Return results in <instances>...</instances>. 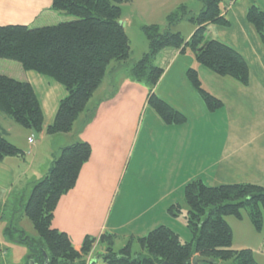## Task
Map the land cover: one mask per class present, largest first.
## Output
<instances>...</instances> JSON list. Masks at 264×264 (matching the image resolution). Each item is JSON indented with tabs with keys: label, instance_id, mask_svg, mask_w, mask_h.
<instances>
[{
	"label": "trees",
	"instance_id": "16d2710c",
	"mask_svg": "<svg viewBox=\"0 0 264 264\" xmlns=\"http://www.w3.org/2000/svg\"><path fill=\"white\" fill-rule=\"evenodd\" d=\"M130 1L52 0L51 9L63 13L65 19L40 27L0 25V59L16 61L25 70L48 76L65 88L66 95L59 101L53 121L45 128L47 135L71 130L112 61L126 65L131 79L145 81L151 87L147 104L167 124H181L185 117L152 92L164 72L162 67L153 64L162 49L183 52L189 46L199 64L218 75L231 76L243 84L247 82L248 67L243 57L230 46L204 36L208 24H228L221 13L225 8H221L222 0H201L203 6L197 14L181 4L167 15L164 29L157 24L143 25L148 50L129 65V39L119 16L121 4ZM182 19L196 26L188 40L179 31H171V27ZM246 19L264 47V11L250 5ZM186 76L208 110L220 106L219 100L202 87L194 68H188ZM0 114L33 129L37 135L43 130V113L31 84L4 74H0ZM5 134L0 125V160L6 156H23V150L10 143ZM90 153L91 146L87 141L62 147L45 175L32 185L22 210L30 220L38 242L31 241L21 231L17 237L19 242L28 244L32 262L84 264L85 256L92 249L95 238L86 236L78 251L66 232L51 225L61 196L73 188ZM183 190L186 227L192 235L190 241H182L175 231L159 225L142 236L130 235L126 244L116 252L113 250L116 234L103 233L98 243L104 245V263L161 264L166 261L184 264L198 254L211 258L213 263L258 264L251 249L232 248V230L224 216L241 218L244 209L252 226L264 231V186L251 183L209 186L194 179L187 182ZM178 211V203L168 209L173 216ZM133 242L139 246L136 255L132 252Z\"/></svg>",
	"mask_w": 264,
	"mask_h": 264
},
{
	"label": "crops",
	"instance_id": "0c3cea01",
	"mask_svg": "<svg viewBox=\"0 0 264 264\" xmlns=\"http://www.w3.org/2000/svg\"><path fill=\"white\" fill-rule=\"evenodd\" d=\"M51 1L0 0V25L24 24L40 27L65 19L63 13L51 9ZM250 5H256L264 11V4L258 0H226L221 13L228 24H208L204 32L205 37L230 46L243 57L248 67L245 84L231 76L218 75L199 64L192 51L190 55H186V48L183 52L173 48L158 52L160 61L157 65L163 67L164 72L153 88L154 93L183 114L185 121L181 124H167L156 112V117L151 114L149 116L153 127L160 130L158 141H161L163 161L160 162L162 166H159L166 186L164 189L158 188L163 192H157L156 195H160L158 200L156 196L153 197L156 189L155 192L153 189L146 190V193L135 189L129 191L138 198L142 193V200H145V208L138 217V230L135 233L126 230L130 235L142 236L150 231L147 229L152 220L145 222L143 217L159 201H164L163 207L174 204L175 201L168 199V194L181 187L183 189L190 180L200 179L209 186L239 183L264 186V47L255 29L246 19ZM195 28L193 24L189 29L183 28L182 22L176 26V30L185 40L190 38ZM120 66L127 69L126 65L118 64ZM188 68L196 70L202 87L219 100L218 108L208 110L186 76ZM0 74L30 83L43 113V130L36 137L41 145L33 141L29 143L28 136L27 143L32 146L30 153L23 151V156H6L0 160V203L7 199L8 193H13L19 195L18 200L22 207L32 185L45 175L53 157L62 147L76 141H87L91 146L89 159L83 164L73 188L61 196L51 223L54 228L66 232L75 250L79 251L84 238L89 234L88 229L82 226L83 214L102 207L103 195L109 192L112 174L119 167L125 142L118 140L116 131H111L112 136H109V127L114 123L116 115L113 110L120 109L119 106L111 105L112 101L122 91L104 98L105 96L101 97L103 93H98L99 89H96L89 98L87 107L80 113L76 127L73 126L66 133L47 135L45 128L53 121L59 101L66 95L65 88L48 76L25 70L20 63L12 60L0 59ZM121 75V81L125 83L126 72ZM125 84L128 88L134 87L136 81L128 79ZM141 91L142 97L146 94L143 107L147 108L148 93L139 90V96ZM130 92L132 90L126 91V95H130ZM130 102L132 104L133 100L128 96L124 100L122 111L129 109ZM8 120V117L0 114V125L6 136L11 132L5 128L3 121ZM27 130V134H31ZM107 138L111 141H106ZM42 141L48 142V147ZM28 154L26 161L24 156ZM118 209L123 210L121 201ZM124 223L126 222L117 221L109 229L115 234L121 231L125 235L124 229L127 228L121 227ZM95 239L90 251L94 264L97 262L94 250L98 238ZM257 252L264 254V237ZM6 255L1 251L5 264Z\"/></svg>",
	"mask_w": 264,
	"mask_h": 264
},
{
	"label": "rangeland",
	"instance_id": "374dc122",
	"mask_svg": "<svg viewBox=\"0 0 264 264\" xmlns=\"http://www.w3.org/2000/svg\"><path fill=\"white\" fill-rule=\"evenodd\" d=\"M225 1L226 0H222L221 8H223ZM258 1L264 4V0ZM181 4L185 5L186 9L190 10L193 14H197L203 6L201 0H131L128 3L121 4L119 22L124 27V31L129 39V65L139 60L148 50V40L142 30V26L157 24L161 29L166 28L167 15ZM180 22H182L183 28L186 27V29H189L192 27V24L185 19L179 21L178 24ZM178 24L176 23L172 26L171 31H177L176 26ZM185 52L186 55H190L191 49L189 46L186 47ZM159 55L153 60L154 65L159 64ZM114 66L117 68L112 69ZM115 71L117 72L114 74ZM122 72H126L127 74L126 82L128 79H131L130 74L124 66L118 67V64L112 61L109 64L100 86L97 88L99 89L98 93H103L101 97L105 96L104 98L116 95L118 91H122V94L117 95L112 101L111 105L116 107L119 106L121 110L119 109V111H117L116 108L114 110L112 108L116 115L114 116V123L110 125L111 128L109 127V136H112L111 131H116L118 140L125 142L122 147L119 167L117 171H114L112 174L111 183L108 188L109 192L103 195L104 200L103 198L101 200V202H103L102 207L96 210L86 211L82 219V226L88 229V236L90 238H98V240L103 233H115L109 229L115 222L120 220L126 222L121 225V227L126 226L127 228L124 229L125 235H123L122 233L124 232L121 231L117 232L118 234L115 235L113 250L116 252L126 244L130 236V233H127L126 230L132 233L138 230L136 229L139 223L138 217L141 214V210L145 208V200L144 198L142 200V193H140L138 198V196L135 197L130 194L129 191L132 192L135 189L138 192L145 191L146 193V190L156 189V192L154 190L155 194H153V197L155 198L156 196V200H158L160 195H156L157 192L158 194H163L158 188L162 187V189H164L166 186L164 181L165 178H163L161 170L162 163L160 164V162L163 161L161 159V141H158L160 130L158 127H153V123L149 119L150 114L156 117V113L148 104L147 108L143 107L146 94H144V97H142V91L140 96L138 94L139 90L148 93L151 87L145 83V81H136V86L128 88L127 84H125L126 82L123 83V81H121L123 80V76L121 75ZM121 83H123L122 87ZM131 90L132 92L129 93L130 95H126V91ZM152 92L155 91L152 89ZM132 95H134V97H132ZM128 96L133 102L132 104L130 102L129 109L126 108L122 111L124 100H126ZM131 105H134V108H131ZM80 115L81 114H79L73 122L72 127H76ZM3 125L11 132L8 136L5 135V138L25 153H30V148L32 147L27 143L28 136L32 138L33 143H41L38 139L34 138L32 133L27 134V128L17 124L11 119L3 121ZM106 141L111 140L107 138ZM42 143H45L44 146L48 144L46 141H42ZM28 157L29 154L24 156V160L27 161ZM159 164L161 166H159ZM183 191L181 187V189L174 190L173 193L168 194V199L171 198L172 202L175 201V203L180 205V212L178 211L175 216L171 215L168 212L171 205L169 207L168 205L163 207L164 201H159V204L156 203L149 213L143 217V221L145 222L149 219L152 220L151 226L147 230H151L159 225H164L176 231L180 235L179 237L182 241L191 240L192 235L186 227L185 215L187 208L183 198ZM6 198V200L0 203V242H4L3 244L1 242L0 264H5L1 256V251L7 254L5 256L6 264H29V262L33 260L31 251L26 242L18 241V231H21L31 241L34 240L37 242L36 232L30 220L23 214L22 207H20L21 203L18 200L19 195L8 193ZM120 201L123 210L118 209ZM138 212L139 214H137ZM224 219L232 230V248H249L254 253L256 262L258 264H264V254L257 252L262 238L264 237V231H258L252 226L244 209L241 210V218L226 215ZM10 225L14 227V229H12ZM144 232L146 233V231ZM84 234L86 235V233ZM102 244L103 243H98L97 241V246L94 250V256H97V262L95 264H105L102 257L105 249ZM243 245H245V247L237 248V246ZM138 251V244L133 242V255H136ZM198 264H229V261H216L214 263L200 262Z\"/></svg>",
	"mask_w": 264,
	"mask_h": 264
},
{
	"label": "water",
	"instance_id": "95a60500",
	"mask_svg": "<svg viewBox=\"0 0 264 264\" xmlns=\"http://www.w3.org/2000/svg\"><path fill=\"white\" fill-rule=\"evenodd\" d=\"M30 131L33 134L34 138H36L37 137V133L33 129H30ZM200 262L213 263V260L211 258L202 257V256H199L198 254H195L187 262H185L184 264H198ZM29 264H36V263L30 261ZM43 264H46V262L43 263ZM161 264H174V263L164 261Z\"/></svg>",
	"mask_w": 264,
	"mask_h": 264
},
{
	"label": "built area",
	"instance_id": "2783aa9c",
	"mask_svg": "<svg viewBox=\"0 0 264 264\" xmlns=\"http://www.w3.org/2000/svg\"><path fill=\"white\" fill-rule=\"evenodd\" d=\"M32 141H33L32 138H28V142L29 143H32ZM84 264H94V261H93L92 257H90V252L84 258Z\"/></svg>",
	"mask_w": 264,
	"mask_h": 264
}]
</instances>
